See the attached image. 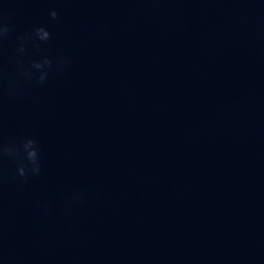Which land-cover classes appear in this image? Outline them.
<instances>
[{
	"label": "clouds",
	"instance_id": "obj_1",
	"mask_svg": "<svg viewBox=\"0 0 264 264\" xmlns=\"http://www.w3.org/2000/svg\"><path fill=\"white\" fill-rule=\"evenodd\" d=\"M50 17L55 20L58 17L56 10H52L49 13ZM11 28L5 24L2 20V14H0V41L5 39ZM51 39V33L44 26L35 27L30 33L20 39L18 43V51L24 52L26 45L31 43L37 50L40 47V43L47 42ZM60 64H64L65 61L61 60ZM52 63L48 58H44L42 61H33L31 68L40 70L38 77L39 82H43L46 79L47 73L44 71L46 68H51ZM21 68L28 78H32L35 74L28 68H24L21 64ZM11 156L17 159V173L21 177L27 176L29 173L38 175L40 173L39 163V148L35 140L27 138L21 142L19 147H10L6 145H0V157Z\"/></svg>",
	"mask_w": 264,
	"mask_h": 264
}]
</instances>
